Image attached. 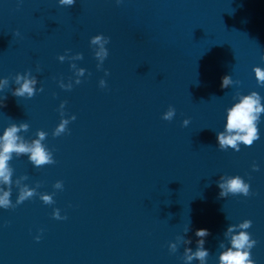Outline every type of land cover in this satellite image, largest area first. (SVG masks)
<instances>
[{"label": "water", "instance_id": "water-1", "mask_svg": "<svg viewBox=\"0 0 264 264\" xmlns=\"http://www.w3.org/2000/svg\"><path fill=\"white\" fill-rule=\"evenodd\" d=\"M96 34L109 38L99 67ZM262 51L264 0H0V76L9 78L0 131L25 122L26 143L44 132L55 161L34 167L12 153L15 206L0 209V264H184L198 228L209 232L206 264H217L225 228L244 219L252 259L264 264V113L252 145L220 150L216 141L239 94L264 98L252 71L264 67ZM17 72L42 90L13 96ZM225 75L234 82L221 88ZM61 112L75 119L57 136ZM222 175L241 176L249 195L219 197ZM24 186L36 195L15 204Z\"/></svg>", "mask_w": 264, "mask_h": 264}, {"label": "clouds", "instance_id": "clouds-1", "mask_svg": "<svg viewBox=\"0 0 264 264\" xmlns=\"http://www.w3.org/2000/svg\"><path fill=\"white\" fill-rule=\"evenodd\" d=\"M117 4L121 3V0H115ZM57 3L61 6L71 7L76 3V0H57ZM19 35V33H14ZM90 45H95L94 56L99 61V66L103 64V61L108 56V49L106 45L109 43V38L103 34H96L89 38ZM77 58H82L78 56ZM59 60L63 61L64 56H59ZM261 61H264V51L260 54ZM74 67V65H73ZM105 75L107 70L105 69ZM253 74L258 85L264 86V67L254 66ZM84 69H79V74L82 75ZM79 82V81H77ZM233 79L229 75H225L221 78V88H228L233 84ZM15 87L11 88V94L16 97L31 98L37 91V80L30 72H17L14 75ZM9 86V78L7 76H0V92ZM63 86V85H62ZM99 86H105V80L99 81ZM69 87H71L69 85ZM6 96L0 95V107L4 106ZM258 92L251 91L247 94H239L235 101L225 110L224 115V129L222 132L216 133L217 147L220 150L231 148L234 151L240 150V145L244 146L252 145L253 141L259 139L258 123L261 119V114L264 113V103ZM64 102H61L60 108L63 109ZM175 114V109L169 106L166 111L162 113L161 118L164 120H171ZM75 116L64 117L61 112V119L56 125L54 135H60L66 131V126L70 120H74ZM182 126H187L189 120L185 118L181 121ZM27 123L21 122L19 124L12 123L0 131V209H8L14 207L11 197V191L9 185L12 183V169L10 168L8 161L12 158V153L17 155L26 154L29 161L34 167H39L44 164H52V153L43 145L42 141L45 137V133L38 131L36 139L30 143H26L18 135L22 130H26ZM253 170L257 169V165L253 163ZM219 188V197H227L228 195H249V184L239 175L220 176L216 181ZM55 189H62L63 185L61 181H56L53 185ZM36 195L35 190L27 186L22 187L16 198L15 204H20ZM39 199L44 204H52L53 194L43 193L40 194ZM52 217L57 220L65 219L66 217L60 215L58 208H53ZM251 220L244 219L237 224H228L224 230V235L227 238V245L223 242L219 244L222 249L217 255V264H256L252 259L251 249L256 245L257 241L252 238L251 234L246 231L251 226ZM187 231V230H186ZM194 235L198 237L196 240V248L193 250L191 247L184 248V264H192L193 260L199 262V264H206L209 251L204 247V237L209 235V232L205 228H198L195 230ZM37 241L40 236L34 237ZM184 243L189 245L192 243L190 239L185 238ZM168 248L171 252L177 250V244L175 242H169Z\"/></svg>", "mask_w": 264, "mask_h": 264}]
</instances>
